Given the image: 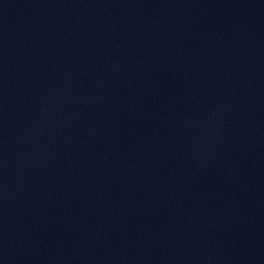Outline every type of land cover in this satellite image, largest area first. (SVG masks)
<instances>
[{
  "label": "water",
  "instance_id": "95a60500",
  "mask_svg": "<svg viewBox=\"0 0 264 264\" xmlns=\"http://www.w3.org/2000/svg\"><path fill=\"white\" fill-rule=\"evenodd\" d=\"M0 264H264V0H0Z\"/></svg>",
  "mask_w": 264,
  "mask_h": 264
}]
</instances>
